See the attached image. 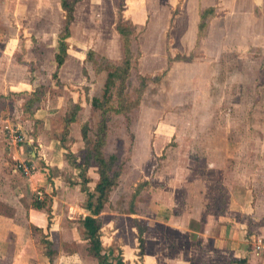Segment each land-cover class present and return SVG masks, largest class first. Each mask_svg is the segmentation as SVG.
Instances as JSON below:
<instances>
[{"label": "crops", "instance_id": "crops-1", "mask_svg": "<svg viewBox=\"0 0 264 264\" xmlns=\"http://www.w3.org/2000/svg\"><path fill=\"white\" fill-rule=\"evenodd\" d=\"M207 8L213 12L206 17L207 26L199 36L200 13ZM81 15L86 20L96 15L90 33L101 32L103 23L108 22L113 40L119 43L115 30L119 17L134 24L137 31L147 27L149 47L138 58L161 60L158 64H164L163 69L168 57L192 55L189 61L172 62L169 69L175 63L173 67L195 65L203 72L213 69L216 73L223 69L221 59L232 55L244 60L236 73L244 69L249 75L264 74V0H78L69 43H73ZM64 20L60 0H0V96L8 106L17 97L11 92L32 89L26 77L33 70L29 62L43 56L55 58ZM84 27L81 31L86 32ZM73 47L82 57L81 48L71 44L65 60ZM194 87L197 84L191 85ZM47 107H51L50 102L27 115L47 121L56 112ZM9 126H4L6 134L0 129V180L4 177L9 181L7 172L19 174L26 178L27 192L39 195H33L30 202L21 198L20 205L11 206L14 210L10 214L0 210V264H264V257L254 254L251 245L254 237H264V176L252 175L264 166L238 163L237 170L242 173L228 170L232 150L238 152L237 159L243 150L241 143L239 148L231 147L228 130H214L221 133L219 139L215 132L206 135L212 141L210 156H222L220 160L212 158L207 165L189 170L182 158L177 159L165 183L173 191L180 189L181 200H166L159 184L152 186L156 191L149 199V211L120 214L102 209L94 215L100 222L94 237L101 244L98 254L89 253L90 239L83 226L84 218L90 215L84 207L88 195L76 184V196L82 203L77 205L72 198L74 190L63 180L71 168L62 145L65 135L58 138L57 132L42 133L11 144L7 139ZM27 157L35 166H45H36L29 177L12 169L13 161ZM34 197L46 199L45 208L32 207ZM4 203L10 204L1 198L0 182V206L5 207ZM135 221L142 226V252ZM41 240L51 243L50 255Z\"/></svg>", "mask_w": 264, "mask_h": 264}, {"label": "rangeland", "instance_id": "rangeland-1", "mask_svg": "<svg viewBox=\"0 0 264 264\" xmlns=\"http://www.w3.org/2000/svg\"><path fill=\"white\" fill-rule=\"evenodd\" d=\"M110 5L109 2L106 7ZM95 18L96 15L88 20L82 15L79 16L80 22L74 30L76 34L73 43L68 42L67 49L71 44L81 48L82 57L74 51V47L71 48L69 57L58 71L55 69L56 64L52 57L43 56L29 62L33 65V73L26 77L32 86L30 91L39 87L38 107L50 102L51 107H47L48 110L56 111L49 120L37 121L29 118L27 113H23L26 95L21 93L27 90L17 91L14 94L11 92L10 94L17 95L18 98L15 96L10 106L7 104L8 101L5 102L3 96H0V111L3 117L2 120L0 118V129L3 132L5 125H11L7 130L17 128L25 136V140L26 137L35 139L42 133L57 132L58 138L65 135L64 143H61L66 148L65 155L71 168L63 180L74 190L72 198L74 203L78 202L77 205L82 203H79L81 201L76 196V184L91 190L98 177L92 162L83 163L84 142L81 137V124L92 123L97 119V114L92 112L90 103L91 97L100 93L103 82V75L97 73V67L103 61V57L114 61L122 57V43L113 40V30L111 26L108 27V22L103 23L101 32L90 33L94 30ZM109 19L111 20V16ZM81 24L85 26L83 29H87L86 32L81 31ZM137 30L134 26L130 37L133 59L126 89L132 98L136 96L134 91L138 84L137 74L155 76L165 70L162 68L164 64H158L163 63L161 60L143 58L139 60L138 56L142 51L146 52L149 47V39L147 27ZM89 56L90 60L87 58ZM223 58L220 64L223 69L216 73L213 69L203 72L201 67L195 65L178 64L173 67L174 63L160 82H147L137 109L126 117H115L109 122L104 154L107 158L114 155L116 157L112 164L116 180L109 191L103 211L120 214L134 210L149 211L152 208L149 207V199L156 191L152 186L159 184L163 185L162 196L166 200L170 198L174 202L179 198L181 200L180 189L171 190L172 188L166 186L165 180H169L171 173L174 172L178 158H182V163L187 164L189 170L199 168V165H207L212 158L220 160L222 156H210L212 141L206 137L207 134L211 135L215 131L228 130L231 147L239 148L241 143L243 148L238 159L236 156L238 152L234 153L232 150L230 159L226 163L228 170L242 173L241 170H237L238 163L264 166V74L249 75L250 72H243L244 69L236 73L237 67L243 68L244 60L234 59L232 55H228V59L223 60ZM55 71L57 75L53 78L52 74ZM193 83L197 84V88H191ZM10 94L9 96L12 97ZM76 102L80 104L77 120L66 129L64 116ZM217 118L222 121L217 122ZM223 118L228 119L229 122L224 121ZM215 134L218 135V139L221 137V133L215 132ZM35 142L34 145L37 144ZM38 148L41 146L38 145ZM39 157L42 155L40 154ZM29 158L20 161L28 160L26 162L32 163L35 169L36 166L37 169L45 166V163L43 165L36 163L35 166ZM17 161L12 162L11 167L14 170ZM7 173L10 176L9 181L4 177L0 180L1 198L10 204L4 203L6 206H0V210L10 214L14 210L11 207L13 204L20 205L21 198L22 200L27 198V202H30L31 197L37 196L38 192H27L26 181L24 182L26 178L16 173L12 175ZM257 173H262L264 176V170L261 168L254 170L252 175L255 177ZM145 180L147 184L140 186ZM184 189L182 187V190Z\"/></svg>", "mask_w": 264, "mask_h": 264}, {"label": "trees", "instance_id": "trees-1", "mask_svg": "<svg viewBox=\"0 0 264 264\" xmlns=\"http://www.w3.org/2000/svg\"><path fill=\"white\" fill-rule=\"evenodd\" d=\"M78 0H60L61 7L64 11L65 20L62 33L59 36L58 47L55 53L56 71L63 65L66 57V50L68 47L67 39L70 35V24L74 17V8ZM213 12L212 8H207L200 13L199 33H203L207 26L206 17ZM134 26L128 20L121 17L118 18L115 30L120 35L122 43L123 55L121 59L114 61L103 57L97 67V73L103 75V82L99 94L91 97V110L97 114V119L92 123L81 124V137L84 142L83 163H93L98 175L92 190L85 186L81 189L85 191L88 198L85 202V208L90 212L83 220V226L86 230V235L90 239L89 253H98L100 251V241L94 239L97 231L100 229V222L97 217L103 209L107 201L109 191L115 184L116 173L112 171L113 161L116 160L115 155L106 157L104 148L107 144L109 122L115 117H126L133 110L140 105L142 95L147 86V82L158 83L161 78L166 75L168 68L174 61H189L192 55L184 56L177 55L175 57L167 58V68L161 74L155 76H145L144 74H137L138 84L135 87V98H132L126 91L129 74L132 69V52L130 48V36L133 33ZM198 44V43H197ZM89 54V53H88ZM87 58H91L90 56ZM56 71L52 74L56 78ZM39 87L32 91H23L21 94L26 95L23 103V112L32 116L33 112L38 107L40 102ZM80 104L78 102L72 104L68 114L64 116L65 128L75 122L78 117ZM21 173V172H20ZM147 181H143L140 186L146 185ZM31 206L37 209H43L46 206V199H39L34 197ZM135 225L138 229V241L140 251H143L142 226ZM44 244L47 254H51V243L48 240H41ZM233 262L235 260H232Z\"/></svg>", "mask_w": 264, "mask_h": 264}, {"label": "built area", "instance_id": "built-area-1", "mask_svg": "<svg viewBox=\"0 0 264 264\" xmlns=\"http://www.w3.org/2000/svg\"><path fill=\"white\" fill-rule=\"evenodd\" d=\"M7 139L9 143H22L25 141V136L17 129L11 128L7 130ZM15 169L24 176H29L35 169L32 163H28L26 161L18 160L15 165ZM251 245L253 248V253L256 255H264V237L256 236L251 240Z\"/></svg>", "mask_w": 264, "mask_h": 264}]
</instances>
